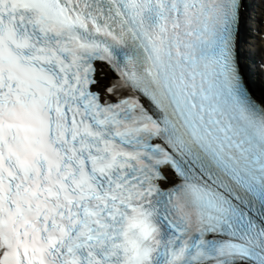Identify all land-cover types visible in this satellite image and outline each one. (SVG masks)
I'll return each mask as SVG.
<instances>
[{
    "label": "snow or ice",
    "instance_id": "1",
    "mask_svg": "<svg viewBox=\"0 0 264 264\" xmlns=\"http://www.w3.org/2000/svg\"><path fill=\"white\" fill-rule=\"evenodd\" d=\"M0 264H264V0H0Z\"/></svg>",
    "mask_w": 264,
    "mask_h": 264
}]
</instances>
